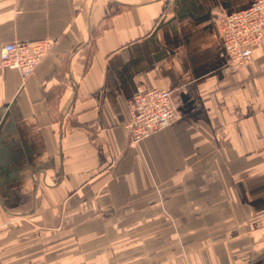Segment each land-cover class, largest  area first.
<instances>
[{"label":"crops","instance_id":"1","mask_svg":"<svg viewBox=\"0 0 264 264\" xmlns=\"http://www.w3.org/2000/svg\"><path fill=\"white\" fill-rule=\"evenodd\" d=\"M255 0H0V264H264V42L246 67L221 17ZM167 89L136 142L128 100Z\"/></svg>","mask_w":264,"mask_h":264},{"label":"built area","instance_id":"2","mask_svg":"<svg viewBox=\"0 0 264 264\" xmlns=\"http://www.w3.org/2000/svg\"><path fill=\"white\" fill-rule=\"evenodd\" d=\"M222 50L238 67L248 66L256 47L264 42V0H255L245 9L221 17ZM50 40L17 41L4 44L0 64L16 69L21 77H29L49 54ZM131 120L128 128L139 142L170 126L177 118L172 92L167 89L139 86L128 100Z\"/></svg>","mask_w":264,"mask_h":264}]
</instances>
